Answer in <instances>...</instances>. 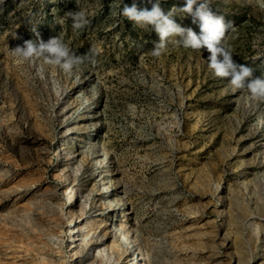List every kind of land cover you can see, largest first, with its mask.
Returning <instances> with one entry per match:
<instances>
[{"label":"rangeland","instance_id":"1","mask_svg":"<svg viewBox=\"0 0 264 264\" xmlns=\"http://www.w3.org/2000/svg\"><path fill=\"white\" fill-rule=\"evenodd\" d=\"M133 3L152 8L147 0H5L0 264H79L63 252L78 249L74 226L99 234L114 258L123 241L113 243L111 230L126 226L143 264H236L241 232L243 264H264L261 246L251 250L263 218L243 217L237 230L215 205L216 182L235 215L246 202L241 181L264 194V100L234 89L231 74L216 75L206 47L183 46L186 34L168 37L154 56L158 34L122 14ZM160 6L201 36L199 21L176 11L182 0ZM210 7L227 25L217 46L252 67L250 79L264 77V0H210ZM68 12L85 13L88 23L74 29ZM33 29L84 62L65 72L43 58L20 61L12 49L35 41ZM65 177L77 192L73 206L63 197Z\"/></svg>","mask_w":264,"mask_h":264},{"label":"clouds","instance_id":"2","mask_svg":"<svg viewBox=\"0 0 264 264\" xmlns=\"http://www.w3.org/2000/svg\"><path fill=\"white\" fill-rule=\"evenodd\" d=\"M162 0H147L152 4L151 10L140 9L136 3L131 6L124 5L122 14L137 26H151L160 37V42L155 45L152 54L159 56L164 48V42L170 36H185L182 41L185 48L199 50L206 47L211 53L209 67L215 70L218 76H228L231 74L230 83L234 89L247 87L254 99L264 100V77L250 79L254 69L248 65H237L232 59L231 49L224 44L218 47L224 38L227 25L224 17L217 16L210 7V0H182L183 7L176 11H183L191 15L193 23L199 21L201 36L191 28H183L173 19L174 12L167 13L161 8ZM122 3V0H121ZM5 0H0V11H3ZM73 20L74 29H81L88 20L83 12H68ZM37 39L25 40L22 45H17L12 49V54L20 61H30L32 58H43L44 61L53 66H58L65 72H70L73 67L82 64L86 56H76L69 47L59 38H51L45 43L39 32L33 29ZM38 41V42H37ZM256 47V45H253ZM218 56L223 57L222 62H218ZM238 68V71H237ZM248 81L247 83H245Z\"/></svg>","mask_w":264,"mask_h":264},{"label":"bare ground","instance_id":"3","mask_svg":"<svg viewBox=\"0 0 264 264\" xmlns=\"http://www.w3.org/2000/svg\"><path fill=\"white\" fill-rule=\"evenodd\" d=\"M111 177L112 173H110V170L107 172ZM107 175V174H106ZM64 194L63 197H65L68 201L70 206H73L75 202L77 201V192L75 190V187L73 183L67 178H64ZM242 183V194L246 197V202L243 203L244 207H241L240 212L238 214L232 213L231 206H227L225 202V190L223 189V185L221 182H216V191L218 194H216V202L215 205L218 209V214L220 217L227 221V224L234 223V227L238 230L240 229V226H242L241 222L244 220L243 217H259L263 218L260 220V234L264 233V194L259 192L256 189H253L251 186H249L244 181H241ZM112 185V184H111ZM112 193L110 195L111 199L118 195V191L115 187H112L111 189ZM109 197V198H110ZM111 201V200H110ZM114 201V200H113ZM121 202V200H120ZM249 202V203H247ZM241 203V202H240ZM112 208V211H115L116 208L113 207V204H109ZM119 206V203L117 202L116 207ZM119 209V207H118ZM86 219V218H85ZM69 224L72 225L73 222L69 220ZM76 226H74L73 231L74 235L77 234L78 236H81L79 239L80 244L78 246V249L73 252L71 251H63L64 255L68 254V258L72 259V261L79 262V264H95L96 262L100 261V264H118L121 259L125 260L126 264H143V259L140 256V253L136 251L134 247V243L132 240L131 232L129 228L126 226L123 227H116L117 231L114 229L111 230L110 237L112 239L113 243H120V249H121V256L120 258H114L113 251L112 252H106L105 250H102L100 248L99 240L101 241L102 238L99 236V234H96L95 232L89 231H76ZM116 231V232H115ZM68 232H70V229H68ZM258 233V237L252 241V256L255 254L256 250L259 246H261V251L264 254V242L262 244H259L260 234ZM70 236V237H73ZM241 234H237V237L233 241L234 247L236 248V253L234 254V263L236 264H243L244 260L247 257V251L244 247V242L241 240ZM91 247L92 249H95L94 253H91V250H88V247ZM73 248V247H72ZM66 260L64 262L69 261ZM264 259V258H263ZM77 264V263H76Z\"/></svg>","mask_w":264,"mask_h":264}]
</instances>
